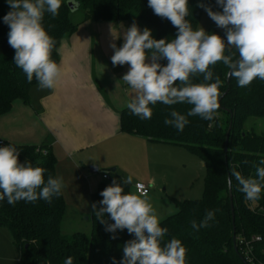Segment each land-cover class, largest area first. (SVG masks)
<instances>
[{
    "label": "trees",
    "instance_id": "trees-1",
    "mask_svg": "<svg viewBox=\"0 0 264 264\" xmlns=\"http://www.w3.org/2000/svg\"><path fill=\"white\" fill-rule=\"evenodd\" d=\"M74 1L84 11L85 20L140 21L154 29L157 40L170 41L177 33L168 19L154 14L148 7V0ZM201 3L221 9L216 0H188L189 15L186 19L193 30H197L204 9L198 6ZM10 10L7 0H0V115L8 112L16 100L27 102L30 89L37 84L35 78L29 83L25 73L13 62L15 51L8 43L9 26L3 21ZM58 11L59 15L55 18L45 12L42 21L45 30L56 41L51 53V59L56 63L60 60L61 42L70 37L79 25L71 20L73 12L67 1L61 0ZM230 51L235 52V49ZM159 63L166 66L167 60L161 59ZM210 70L222 81L218 101L220 107L211 121L191 116L184 130L178 131L165 125V118L173 108L186 114L192 105L165 106L157 102L156 105H150L153 111L150 120H142L131 114L127 107L123 109L120 112V127L125 133L150 141L182 146L204 163L206 175L203 196L177 202V213L160 222L161 227L168 229L164 242L177 238L186 248V264H264V188L258 201H247L239 191L238 182L231 177L234 225L229 198L231 168L235 167L247 178L255 177L257 166H264L259 164L264 159V135L248 131L244 126L246 119L251 116L264 117V81L256 78L249 86L241 88L235 78L230 77L227 81L228 69L222 62L210 66ZM190 79L193 83L214 82L203 81L202 74L190 76ZM9 144L3 142L0 146ZM10 145L20 152V162L30 161L34 167L46 169L45 181L49 175L57 177V159L51 149L44 145ZM107 174L109 178L92 193V204H98L103 199L100 192L113 180L119 182L123 178L110 169ZM122 187L125 194L131 192V184H122ZM214 209L218 211L215 219L209 222V227L199 231L191 227L192 220L199 223L206 211ZM65 212L63 191L59 197L54 196L51 203L41 199L35 203L19 201L13 206L7 200L0 201V227L9 230L13 244L19 249L17 264H64L69 256L74 258L73 264H113V258L118 264L123 258L124 243L135 238L127 229L117 230L115 234L106 232L105 226L92 211L90 235L81 232L65 235L61 232ZM105 219L108 223H114L107 216ZM246 243L250 245V250Z\"/></svg>",
    "mask_w": 264,
    "mask_h": 264
},
{
    "label": "clouds",
    "instance_id": "clouds-1",
    "mask_svg": "<svg viewBox=\"0 0 264 264\" xmlns=\"http://www.w3.org/2000/svg\"><path fill=\"white\" fill-rule=\"evenodd\" d=\"M7 3L11 10L3 21L9 26L8 43L15 51L14 64L25 73L29 83L35 78L41 90L55 88L61 75L59 65L51 59L56 41L42 21L45 12L53 18L59 15L61 0H7ZM216 4L222 11H213L203 3L198 6L204 8L217 27L225 30L226 41L202 27L193 30L186 19L188 0H148L154 14L168 19L177 29L175 38L154 39L150 29L145 27L141 31L134 22L123 33L121 47L115 43L110 45L114 50L113 66H130L122 80L135 93L127 103L131 114L150 120L153 115L150 105L157 102L165 106L192 105L186 114L173 108L164 120L165 125L182 132L189 123L188 117L199 116L211 121L217 115L222 81L218 75L214 76L210 66L222 62L228 69L227 74L241 88L256 78L264 81V0H216ZM113 37L119 35L113 34ZM161 59L167 60L166 66L159 63ZM196 74H202L205 82H214L193 83L190 76ZM19 155L13 145L0 146V201L7 200L13 206L19 201L35 203L41 199L51 203L54 196L62 194V177L49 175L45 181L46 169L34 167L30 161L20 162ZM259 164L264 165V159ZM231 177L238 182L245 200L260 199L264 166H257L255 177L247 178L233 167L229 185ZM132 181V175L119 182L113 180L100 192L103 199L91 205L93 215L105 226L106 232L115 234L117 230L127 229L130 235L134 234V239L124 243L123 258L118 264H186L187 250L181 240L172 238L164 242L168 229L160 226L147 191L124 193L122 184L130 185ZM216 211H206L199 223L191 221V227L196 231L209 227ZM105 216L114 223H108ZM73 259L69 256L64 264H73ZM113 264H117L115 258Z\"/></svg>",
    "mask_w": 264,
    "mask_h": 264
},
{
    "label": "crops",
    "instance_id": "crops-1",
    "mask_svg": "<svg viewBox=\"0 0 264 264\" xmlns=\"http://www.w3.org/2000/svg\"><path fill=\"white\" fill-rule=\"evenodd\" d=\"M134 22L141 31L150 29L155 39V31L140 21L85 20V14L77 19L76 31L59 48L61 75L55 88L41 90L36 84L27 102L14 101L0 115V140L51 149L63 185L87 182L93 193L109 169L123 178L132 175L134 186L155 185V170L176 148L121 130L120 112L135 93L122 80L130 66H113L111 61L110 45L121 47L123 33ZM91 166L98 171L91 172Z\"/></svg>",
    "mask_w": 264,
    "mask_h": 264
},
{
    "label": "rangeland",
    "instance_id": "rangeland-1",
    "mask_svg": "<svg viewBox=\"0 0 264 264\" xmlns=\"http://www.w3.org/2000/svg\"><path fill=\"white\" fill-rule=\"evenodd\" d=\"M63 1L69 2L70 0ZM207 6H210L213 11H222V9L214 8L209 4ZM72 14V21L75 22L83 16L84 11L77 9ZM200 27L209 34H218L226 41V34L218 32L215 22L204 9L197 30ZM152 30L154 29L152 28ZM244 126L248 131L264 135V117L251 116L246 119ZM174 148L176 149H170L169 155L162 159L155 170L157 181L155 185L150 186L148 194L149 202L153 205L160 222L177 213V202L200 199L204 192L206 169L202 165V161L182 146L174 145ZM43 152L45 153V150ZM137 177L142 178L143 174H137ZM133 181L131 192L137 193ZM63 189L66 212L62 220L61 232L65 235L78 232L90 235L92 231V193L89 184L83 182L81 185L75 186L66 183ZM18 259L19 249L13 244L9 230L0 227V264H17Z\"/></svg>",
    "mask_w": 264,
    "mask_h": 264
},
{
    "label": "water",
    "instance_id": "water-1",
    "mask_svg": "<svg viewBox=\"0 0 264 264\" xmlns=\"http://www.w3.org/2000/svg\"><path fill=\"white\" fill-rule=\"evenodd\" d=\"M68 6L70 7L71 11L72 12H75L77 9H79V4L77 2H75L74 0H70L68 2ZM230 80V76L228 75L227 76V81L229 82ZM231 127V126H230ZM229 134V132H228ZM227 143H228V137L226 139V143H225V152H227ZM202 165H204V163L202 162ZM90 171L91 172H97L98 171V168L96 166H91L90 167ZM229 198H230V204H231V214H232V221H233V225H234V219H235V216H234V207H233V196H232V191H231V184L229 185ZM233 233H234V241L236 239V234H235V227L233 226Z\"/></svg>",
    "mask_w": 264,
    "mask_h": 264
},
{
    "label": "built area",
    "instance_id": "built-area-1",
    "mask_svg": "<svg viewBox=\"0 0 264 264\" xmlns=\"http://www.w3.org/2000/svg\"><path fill=\"white\" fill-rule=\"evenodd\" d=\"M217 30H218V32L219 33H221V34H225V30L223 29V28H217ZM0 144H3V141L2 140H0ZM109 177H108V174L107 173H105L104 175H103V179H108ZM141 185L142 187H140V188H137L136 186L137 185ZM135 187H136V190H137V192L139 193V192H141V191H147V193L149 194V192H150V188L146 185V184H143V183H136L135 184ZM256 239H258V238H256ZM250 245L248 244V243H246V247H247V249L248 250H250V247H249Z\"/></svg>",
    "mask_w": 264,
    "mask_h": 264
}]
</instances>
